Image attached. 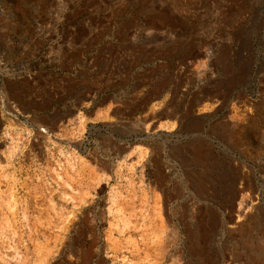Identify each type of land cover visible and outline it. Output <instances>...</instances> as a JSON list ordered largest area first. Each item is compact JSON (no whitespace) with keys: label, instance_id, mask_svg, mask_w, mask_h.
<instances>
[{"label":"rangeland","instance_id":"374dc122","mask_svg":"<svg viewBox=\"0 0 264 264\" xmlns=\"http://www.w3.org/2000/svg\"><path fill=\"white\" fill-rule=\"evenodd\" d=\"M0 264H264V0H0Z\"/></svg>","mask_w":264,"mask_h":264},{"label":"bare ground","instance_id":"6f19581e","mask_svg":"<svg viewBox=\"0 0 264 264\" xmlns=\"http://www.w3.org/2000/svg\"><path fill=\"white\" fill-rule=\"evenodd\" d=\"M244 219H246V217H244ZM249 219V218H248ZM244 221V220H243Z\"/></svg>","mask_w":264,"mask_h":264}]
</instances>
